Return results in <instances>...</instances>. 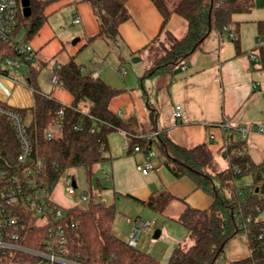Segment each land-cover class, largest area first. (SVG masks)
<instances>
[{"label": "trees", "instance_id": "16d2710c", "mask_svg": "<svg viewBox=\"0 0 264 264\" xmlns=\"http://www.w3.org/2000/svg\"><path fill=\"white\" fill-rule=\"evenodd\" d=\"M29 1L30 16L26 17L20 12L18 24V30L25 29L24 40L27 42L39 33L47 19V7L56 0ZM128 1L79 0L92 7L99 22V34L90 41L96 38L114 43L120 41L119 28L131 18ZM151 1L164 18L162 29L176 14L186 20L188 31L181 39L166 32L172 46L140 78L142 88H145L148 80L170 76L175 67L189 60L214 32L224 34L227 31L237 54H242L241 23L235 20V16L248 14L258 5L264 7V0L260 3L258 0ZM257 28L259 38L264 40V20L257 23ZM0 49L17 57L9 46L2 45ZM46 65V62L36 66L34 61H24L20 70H5L18 79L22 76L24 82L34 89V106L20 110L25 121L28 120L27 133L33 153L27 164L18 161L21 149L15 127L4 114H0V171L22 176L28 167H33L35 161L41 159L43 175L40 182L49 186L50 191H53V186L64 171L70 168L83 167L91 179L94 168L107 159L101 146L105 144L107 149L109 136L122 131L130 139L132 148L139 146L146 154L152 152L155 145L165 156V165L174 177H190L197 189L213 198L212 205L205 210L186 204L178 222L189 231L193 245L175 248L168 264H264V238H259L260 234H264V160L255 163L245 153V139L234 140L233 135L227 138L222 154L229 161V168L219 171L207 144L185 148L173 142L166 133L157 132L156 128H153V132H157V135L148 138L136 118L124 120L112 112L110 103L123 90L108 85L99 77L94 78L93 73L86 72L74 57L59 69H54L59 77V86L73 96L72 105L65 106L46 96L38 85V78ZM84 105L89 108L88 114L81 112ZM148 106L152 109L150 102ZM60 112H63L62 116ZM151 117L155 124V112L151 113ZM92 129L95 131L92 132ZM238 170H241L240 174ZM259 173L262 175L261 181L257 180ZM245 174L253 175L254 184L247 196L242 197L243 192L238 190L235 181ZM98 188L100 191L103 189L100 182ZM163 197L169 200L174 198L171 194L162 193L141 203L156 210ZM116 213L114 205L101 207L91 203L87 208H67V221L69 225L75 224V227L67 228V255L84 264H162L157 258L138 247H131L114 234ZM248 216L253 221L247 231L241 230L239 226ZM46 232L45 228L38 227L30 230L29 233L36 234L37 238L31 237L25 244L41 248ZM242 233L247 236L251 255L239 261L226 262L223 256L227 245ZM17 261V258L8 256L0 264H13ZM20 261L33 264V260L26 257H20Z\"/></svg>", "mask_w": 264, "mask_h": 264}, {"label": "crops", "instance_id": "0c3cea01", "mask_svg": "<svg viewBox=\"0 0 264 264\" xmlns=\"http://www.w3.org/2000/svg\"><path fill=\"white\" fill-rule=\"evenodd\" d=\"M261 1L258 0L259 3ZM127 6L131 18L119 28V43L123 44L126 52H130L131 57L137 56L140 58L141 63L145 62L142 64V70L144 71H138L134 79L127 78L124 81L123 79H119L113 72V68L108 66L103 69L98 68L97 71L81 66L86 72L87 70L93 74L99 72L98 77L101 80L114 88L123 90L122 94L111 101L110 110L121 116L124 120L136 118L147 132L146 137L151 138L157 132H163L173 142L185 148L207 144L215 157L218 170H227L229 168V161L224 158L222 153L226 148L227 138L232 135L234 136V133L239 132L238 130L241 129L239 123L241 124L243 119L238 118V113L250 98L255 96L262 97L264 95V90H261L264 85L259 80L257 81L260 77L264 81V76L262 74L257 75L255 72L256 67L253 66V63H261L264 67V53L263 48L259 47L258 44L260 38L257 28V23L264 20V17L247 16L237 19L235 16V20L241 23L240 44L242 54H237L235 45L231 41L230 34L227 31L224 34L214 32L189 60L176 66L170 76L162 78V80H148L145 83V88H142L140 78L150 68L148 66L151 61L148 51L150 46L154 45L166 32H171L179 39L185 37L188 31V24L174 14L165 29H162L164 18L151 0H129ZM68 7L71 9L70 18L72 24L75 16L82 18L81 24H73V26H81V29L76 34L83 35L89 43L99 39L96 38L90 41L100 31L98 19L90 5L81 3L79 0H56L47 7L45 11L47 19L39 33L29 41L36 49V55L39 51L48 58H53L60 54V41L57 39L58 31L53 26L51 27L49 18ZM262 8L261 5H258L248 14ZM21 32L24 38L25 29L22 28ZM81 40L77 42H81ZM76 44H74L76 47L69 52V57L71 58H76V54L84 50L83 45ZM88 45L90 46V44ZM257 49L262 51V58L260 59L252 55L253 51ZM117 56L119 60L122 58L120 55ZM36 58L37 56L34 60L36 66H40V64L45 62L38 61L36 63ZM56 66L61 65L57 64ZM148 82L152 84L156 82L155 90L152 89V84L151 87H147L146 84ZM48 84L52 87V90L50 93H44L39 85L38 78V85L43 94L65 106L72 105L73 96L67 90L59 85L53 86L50 83V77ZM257 90L261 91L255 93ZM150 91H152V94ZM17 93L19 96H14L10 99V102H22L26 104L27 108L34 106L33 93L21 88L17 89ZM148 102L151 103L152 109L149 108ZM176 106L182 107V118L180 119L174 117ZM152 112L156 114L155 124L152 123ZM223 124L229 127L224 128ZM260 126L264 127V125ZM153 128H156L157 132H153ZM117 132L124 137L125 142L130 140L124 132ZM243 139L247 141L245 153L255 163H261L264 160V133L252 127V130L248 132L246 137L243 136ZM153 148H155V145ZM108 149L112 150L118 156L117 158L126 159L127 157L125 150L122 149L118 152L109 143V139L106 150ZM142 152L129 153L138 154ZM126 153L128 152L126 151ZM143 154L144 157L139 158L142 163L146 161V153L143 152ZM221 162H224L225 165L222 166ZM165 168L168 169L167 167ZM138 170H140V167H138ZM152 171L155 172H150L148 175L142 173L143 176L147 177L143 185L131 186V191L129 192L135 195L136 201L141 203L162 193L171 194L174 198L170 200L167 215L174 216L177 218V221L184 211L186 204L201 210L208 209L212 205V196L197 189L190 177L178 179L172 175L169 169L166 172L158 165L154 166V170ZM98 182L102 185L100 180ZM114 194L117 193L114 191ZM111 205L112 203H110ZM160 231V237L164 235L166 237L169 236L167 230L161 229ZM245 237L243 239L237 236L229 243L223 256L226 262L239 261L251 255L247 236ZM168 238L174 242L171 236ZM192 245L193 241L188 246Z\"/></svg>", "mask_w": 264, "mask_h": 264}, {"label": "rangeland", "instance_id": "374dc122", "mask_svg": "<svg viewBox=\"0 0 264 264\" xmlns=\"http://www.w3.org/2000/svg\"><path fill=\"white\" fill-rule=\"evenodd\" d=\"M70 10L69 7L65 8L49 18V24L51 27L53 26V28L58 31L57 39L60 41V54L53 58H48L39 51L36 55V63H38V61L47 62L46 67L43 68L39 77V85L42 91L44 93L51 92L52 87L48 84V79L51 73L57 64L63 65L69 61L71 58L69 57V52L76 47L74 46V42L79 41L80 39H82L81 42H76V45H83L84 50L76 54L75 60L78 64L86 69H94L96 71L98 68L103 69L108 66L113 68V72L119 77V79H123L124 81L127 78L134 79L137 72L142 70V64L145 62L143 61V63H141L140 58L137 56L131 57L130 52H126L123 44L119 42L114 43L110 40L99 38L89 43L83 35H77L76 33L79 32L81 26H73L70 18ZM177 16L186 22L184 18L179 15ZM247 16L264 17V7L260 10H254L251 14L238 15L236 18L242 19ZM88 44H90V46ZM258 44L259 47L263 48L264 53V42ZM171 46L172 42L168 38L167 33H165L162 38L158 39L154 45L150 46L148 49L150 54L149 59L151 60L148 66L151 67L158 58L163 56L166 51L171 48ZM117 55L122 57V60L120 59L121 61ZM252 55H255L260 59L262 58V51L257 49L256 51H253ZM253 66L256 67L255 72L257 75L262 74L264 76V67L261 63H253ZM124 72H126V75H123ZM21 77L22 76H20L19 80L24 83V78ZM160 79L162 80V78ZM258 80L264 85L262 77L257 79V81ZM155 83L156 82L152 84L148 82L146 85L147 87H151L152 84V89L155 90ZM261 90H264V86ZM261 90H257L255 93H259ZM150 93L152 94V91H150ZM251 105L252 107H250ZM238 118H241V120L243 119V122L241 124L239 123V125H241V128L245 129L247 132L251 131L252 127L258 129L260 125H264V95L262 97L255 96L250 98L249 101H246L238 113ZM26 123H28V120ZM242 138L243 135H241L240 132L234 133V140H241ZM109 143L115 147L118 152L124 149L125 155L127 156L126 159L117 158L118 156H116L112 150H105L104 156L107 159L94 168V174L91 179L83 167L68 169V174L75 177L77 182L76 195L70 196L65 192L63 180L61 179L53 191L52 199L63 208H70L73 206L87 208L88 202L81 199V195L84 192L92 189L94 194H102L110 203H112V205L115 206L117 211L113 227L114 234L126 241L130 233L135 229V223L139 221L152 223L149 230L141 233L138 249L157 258L162 264H168L169 257L171 256L174 247L188 248L190 247L188 245H190V243L192 244L189 237V231L177 221V218L172 215H167L168 205L170 203L169 199L164 197L160 198V201L157 204V209L154 210L136 201L135 195L129 192L131 191V186H141L146 181L147 177L142 174V168L145 167L146 161L142 163L139 159L144 157L143 152L138 154L126 153L127 149L125 140L119 132L112 133L109 136ZM152 152L155 154L151 159L153 165L155 167L158 165L161 169L167 172L168 169L165 168L166 166L164 164L166 161L165 156L162 155L156 147L153 148ZM221 165L224 166L225 163L221 162ZM138 167H140V170H138ZM152 172L155 171H151V173ZM113 176L114 178H112ZM98 180H100L104 186L101 191L98 188ZM253 184L254 178L252 174H245L238 177L235 181L238 190L243 192L242 197L247 196V193ZM114 191L117 194H114ZM161 229L167 230L169 232L168 237L171 236L175 243L170 241L171 239L166 237V235L155 239V232ZM245 236V233L238 235V237L243 239L246 238Z\"/></svg>", "mask_w": 264, "mask_h": 264}, {"label": "built area", "instance_id": "2783aa9c", "mask_svg": "<svg viewBox=\"0 0 264 264\" xmlns=\"http://www.w3.org/2000/svg\"><path fill=\"white\" fill-rule=\"evenodd\" d=\"M22 1V0H21ZM19 0H0V47L2 45L9 46L17 57L10 55L6 50L0 49V114H4L14 125L16 135L20 144L21 153L18 161L21 164H27L32 157L33 146L27 133V125L25 119L20 114V110L28 109L26 104L22 102H10L14 96H19L17 89L33 93L34 89L27 83L21 82L17 77L6 73L10 71L20 70L24 66V61L33 62L36 57V51L30 42L23 38V33L18 30L19 13L23 12V7ZM82 23L80 16L73 19L74 25ZM263 43V40H259ZM57 69L60 66H56ZM126 75V72L123 73ZM99 72L94 73L93 77L97 78ZM50 83L53 86L59 85V77L57 71L54 70L50 76ZM83 114L89 113L87 106L81 107ZM63 112L59 115L62 116ZM174 117L182 118V107L176 106ZM224 128L229 126L223 124ZM260 132L264 133V127L260 126ZM95 129H92L94 132ZM244 137L247 131L243 128L238 130ZM157 135V133L155 134ZM51 138L52 135L49 134ZM127 152H141L139 146L134 148L130 145V140L125 142ZM102 150H106V145L101 146ZM155 154L149 152L146 154V164L142 168V173L148 175L154 170L151 162ZM241 170H238V174ZM43 175V162L41 159L35 161L33 167H28L22 176L11 175L7 171H0V262L5 257L17 258V262L21 263L20 257H26L33 260V264H84L77 258L67 255V228L75 227L67 221V208H63L60 204L52 199L54 189L58 182L62 179L64 190L70 196L77 193V182L75 177L68 174V169L61 175L59 181L50 191L49 186L43 185L40 180ZM83 201L88 205L98 204L101 207L110 206V202L102 194H94L92 189L81 195ZM253 218L248 216L239 226L241 230L247 231ZM152 223L137 222L135 229L130 233L127 243L131 247H138L139 237L142 232L149 230ZM45 228L46 235L41 248L30 247L25 242L30 239L37 238L36 234H30V230L35 228ZM260 239L264 238V234L259 235ZM19 257V258H18Z\"/></svg>", "mask_w": 264, "mask_h": 264}, {"label": "water", "instance_id": "95a60500", "mask_svg": "<svg viewBox=\"0 0 264 264\" xmlns=\"http://www.w3.org/2000/svg\"><path fill=\"white\" fill-rule=\"evenodd\" d=\"M21 4H22V7H23V14L26 16V17H29L30 16V1L29 0H22L21 1ZM77 41L74 42V44L76 43ZM261 178H262V175L259 173L258 176H257V180L258 181H261ZM258 191V189H257ZM161 235V231L160 230H157L154 234V238L155 239H158Z\"/></svg>", "mask_w": 264, "mask_h": 264}]
</instances>
